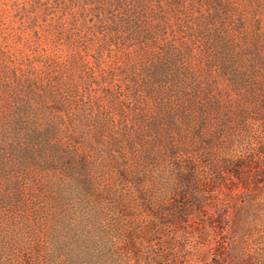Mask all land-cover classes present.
<instances>
[{"label":"rangeland","instance_id":"1","mask_svg":"<svg viewBox=\"0 0 264 264\" xmlns=\"http://www.w3.org/2000/svg\"><path fill=\"white\" fill-rule=\"evenodd\" d=\"M215 243L264 264V0H0V264Z\"/></svg>","mask_w":264,"mask_h":264},{"label":"trees","instance_id":"2","mask_svg":"<svg viewBox=\"0 0 264 264\" xmlns=\"http://www.w3.org/2000/svg\"><path fill=\"white\" fill-rule=\"evenodd\" d=\"M184 199V198H183ZM186 201V200H185ZM181 202H178V204H180ZM187 208L189 209H199L203 208L202 206V202L199 199H194L192 200L190 205H187ZM182 212H175L174 214H171L168 216L169 220L168 223L170 224H177L178 219L180 220L181 217L179 215ZM167 217V216H165ZM215 217H207V221L209 220V223L213 224L217 223V222H221L219 219H214ZM230 248L227 245H222L220 243H215L212 247V259L210 261L209 264H231L230 259H231V255H230ZM234 264H243V261L240 260V262L238 261V263H234Z\"/></svg>","mask_w":264,"mask_h":264}]
</instances>
